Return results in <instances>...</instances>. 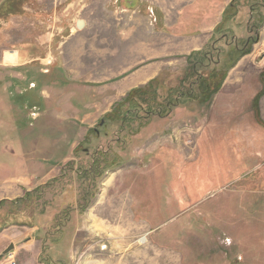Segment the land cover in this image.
<instances>
[{"label": "rangeland", "instance_id": "374dc122", "mask_svg": "<svg viewBox=\"0 0 264 264\" xmlns=\"http://www.w3.org/2000/svg\"><path fill=\"white\" fill-rule=\"evenodd\" d=\"M228 1L0 0V223L48 209L0 264H40L55 218L71 264H264V2Z\"/></svg>", "mask_w": 264, "mask_h": 264}, {"label": "trees", "instance_id": "16d2710c", "mask_svg": "<svg viewBox=\"0 0 264 264\" xmlns=\"http://www.w3.org/2000/svg\"><path fill=\"white\" fill-rule=\"evenodd\" d=\"M227 10H229V8ZM199 54H200V52H195L194 54H192L190 56V58H193L195 55H199ZM215 78H216V75L213 74L210 77L211 80H208L209 82H207L205 79L202 82V84H203V91L202 92L204 94L203 98H205V97L208 98L209 97V99H211L215 94H217V92L220 90L221 83L223 82V79L225 78V74H223V77L220 80L219 84H216V82L212 81V80L215 81ZM151 87H152V83H150L148 88H151ZM137 91L136 90L132 91L130 93V95L132 93H134V94L137 93ZM258 97H259V95L257 96V98ZM255 108H256V104H255V106L253 105L252 109L255 110ZM0 111H4V110H0ZM115 111H118V110H115ZM133 111H139V110H127L125 116H127V117H129V116L135 117V114H133ZM32 122L35 123V121H32ZM44 126H46V125H44ZM261 126L264 128V123L261 124ZM49 129H51L50 126H48L47 130H49ZM17 130H21V129L17 128ZM46 133H47V131H45L44 134H46ZM72 140H74V138H72ZM219 166H220V164H219ZM95 167H93L94 169L92 170V172L94 171V174H96L97 170H98L97 169L98 168L97 165H95ZM27 196L30 197L31 194H29ZM39 197H40V195H39ZM25 201H27L26 198H24L20 202H25ZM20 202H18V203H20ZM2 204L3 203H0V205H2ZM66 210H68V209H66ZM47 213H48V209H47V211L39 210V206L37 205V206H35L33 208H30V212H22L21 214L16 215V216H12L11 218L3 217L4 220H2V223H0V231L4 230L5 228H7V227H9L11 225H19V226H22V227L24 226V227L34 228L35 227V226H33L34 218L38 216L40 218L39 221L40 220L42 221L43 219H45L47 217ZM21 215L23 217V221H21L18 224L12 223L14 221V218H16L18 216H21ZM43 216H44V218H41ZM68 217H69V215L67 216V211H65V219H66V221L69 220ZM56 219L57 218H55V220H54V224L55 225L53 226L55 232L52 233L49 236L48 235L45 236V238H44L41 254L39 256L40 264H71V259H70V256H69V246L67 244V241L70 240V238H72V234H73V230L68 232V226H69L71 221L69 220L68 221V225L65 227V226H62V225L60 226V225L56 224ZM59 220H58V222H59ZM37 233H41V229H39ZM51 238H52V241H51L52 243L49 244L48 242H49V240H51ZM40 239H41V237H40ZM47 240H48V242H47Z\"/></svg>", "mask_w": 264, "mask_h": 264}, {"label": "crops", "instance_id": "0c3cea01", "mask_svg": "<svg viewBox=\"0 0 264 264\" xmlns=\"http://www.w3.org/2000/svg\"><path fill=\"white\" fill-rule=\"evenodd\" d=\"M230 1H232V0H229L228 2H230ZM190 2L193 3L194 0H190ZM189 4H191V3H189ZM224 7H223V5L218 7V9H220V11L218 13L219 17L221 16V14H222L221 11ZM215 14L217 15V12ZM218 19H220V18H218ZM217 25H218V23L216 24V27H217ZM209 30H211V32L214 31L215 26H214V28H212V27L208 28V25H206L205 27H203L199 31L198 30L193 31V29H191L190 31L191 32L193 31L192 34H194V35H192L190 37H185L184 40H186V39L187 40L182 45L181 49L191 50L192 52L202 50L206 45ZM18 55H19V53H18ZM19 58L21 59V62H22L23 59L20 55H19ZM156 67H158V66L153 65V63H150L148 65L141 67L140 69L135 71L134 76H132L130 79H128L123 85H120V87L127 88L130 85L136 86L138 84H140V85L145 84L144 82H149L150 80H152L158 76V74H156L158 68L156 69ZM120 87H118V88H120Z\"/></svg>", "mask_w": 264, "mask_h": 264}, {"label": "water", "instance_id": "95a60500", "mask_svg": "<svg viewBox=\"0 0 264 264\" xmlns=\"http://www.w3.org/2000/svg\"><path fill=\"white\" fill-rule=\"evenodd\" d=\"M78 28H80V29L83 28V23L82 22H80L78 24ZM12 249H13V245H11L3 254L4 255H8Z\"/></svg>", "mask_w": 264, "mask_h": 264}, {"label": "flooded vegetation", "instance_id": "af4514ba", "mask_svg": "<svg viewBox=\"0 0 264 264\" xmlns=\"http://www.w3.org/2000/svg\"><path fill=\"white\" fill-rule=\"evenodd\" d=\"M261 2H264V0H262ZM263 7H264V5H263ZM218 27H219V25H218ZM216 30H217V28H215ZM251 41H252V39L249 37L248 39H247V41H246V43L247 44H250L251 43ZM236 47V46H235ZM238 49V48H237ZM241 51V50H240ZM208 55V54H207Z\"/></svg>", "mask_w": 264, "mask_h": 264}]
</instances>
